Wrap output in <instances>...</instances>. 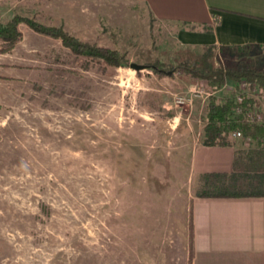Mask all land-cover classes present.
I'll list each match as a JSON object with an SVG mask.
<instances>
[{
  "label": "rangeland",
  "instance_id": "obj_1",
  "mask_svg": "<svg viewBox=\"0 0 264 264\" xmlns=\"http://www.w3.org/2000/svg\"><path fill=\"white\" fill-rule=\"evenodd\" d=\"M15 16L115 51L126 66L74 55L24 23L0 53V264H192L200 181L189 150L202 142L208 98L223 101L235 84L213 94L203 79L150 68L264 64L245 50L189 48L179 26L134 0H0V24Z\"/></svg>",
  "mask_w": 264,
  "mask_h": 264
},
{
  "label": "crops",
  "instance_id": "obj_2",
  "mask_svg": "<svg viewBox=\"0 0 264 264\" xmlns=\"http://www.w3.org/2000/svg\"><path fill=\"white\" fill-rule=\"evenodd\" d=\"M134 1L153 19L179 26L178 38L189 48L245 50L249 58L264 64V0ZM236 150L234 144H194L189 150L191 177L232 172ZM190 216L192 264H264V196H195Z\"/></svg>",
  "mask_w": 264,
  "mask_h": 264
},
{
  "label": "trees",
  "instance_id": "obj_3",
  "mask_svg": "<svg viewBox=\"0 0 264 264\" xmlns=\"http://www.w3.org/2000/svg\"><path fill=\"white\" fill-rule=\"evenodd\" d=\"M24 23L34 32L60 40L74 55L90 57L103 61L109 66L120 68L126 66L123 56L115 51L81 43L64 33L61 29L44 27L20 17H13L5 24H0V40L3 46L0 53L9 52L22 39L18 26ZM239 50V49H236ZM156 74L175 73L188 75L194 79H203L211 93L219 91L226 81L237 86L241 82L249 85L250 91L256 86L260 94H264V68L244 66L239 69L219 68L215 71L201 73L192 66L179 65L164 72L159 66L150 68ZM256 100L244 97L236 103L234 93L223 101L210 96L207 103L205 124L203 127V146L230 147L229 135L233 131L241 133L242 138L256 144V149L236 150L233 158L232 172L223 174H205L199 176L200 190L195 194L199 198H243L264 196V121L250 123L246 118L249 113H256ZM238 111V113H236ZM190 251L193 253V234L190 221ZM191 258V257H190Z\"/></svg>",
  "mask_w": 264,
  "mask_h": 264
},
{
  "label": "built area",
  "instance_id": "obj_4",
  "mask_svg": "<svg viewBox=\"0 0 264 264\" xmlns=\"http://www.w3.org/2000/svg\"><path fill=\"white\" fill-rule=\"evenodd\" d=\"M229 89L231 90V93H234L235 101L238 104L243 101L244 97H251L255 100H258L257 97H259L260 99L264 100V94H260L256 86H254L253 90L250 91L249 85L245 82H241L237 86H234V88ZM236 113H238V111H236ZM246 118L250 123H261L264 121V113H260L256 109V113H249ZM229 137L236 140L242 138V135L238 131H233Z\"/></svg>",
  "mask_w": 264,
  "mask_h": 264
},
{
  "label": "water",
  "instance_id": "obj_5",
  "mask_svg": "<svg viewBox=\"0 0 264 264\" xmlns=\"http://www.w3.org/2000/svg\"><path fill=\"white\" fill-rule=\"evenodd\" d=\"M129 68L136 71V72H139L141 70H144L146 67H144L142 65H137V64H130Z\"/></svg>",
  "mask_w": 264,
  "mask_h": 264
}]
</instances>
